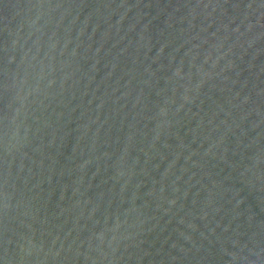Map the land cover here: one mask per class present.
<instances>
[{
    "label": "water",
    "instance_id": "1",
    "mask_svg": "<svg viewBox=\"0 0 264 264\" xmlns=\"http://www.w3.org/2000/svg\"><path fill=\"white\" fill-rule=\"evenodd\" d=\"M0 264H264V0H0Z\"/></svg>",
    "mask_w": 264,
    "mask_h": 264
}]
</instances>
